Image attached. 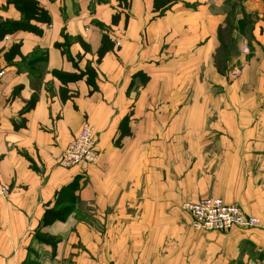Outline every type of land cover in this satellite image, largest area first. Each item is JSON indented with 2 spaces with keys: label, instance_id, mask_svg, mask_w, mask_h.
<instances>
[{
  "label": "crops",
  "instance_id": "1",
  "mask_svg": "<svg viewBox=\"0 0 264 264\" xmlns=\"http://www.w3.org/2000/svg\"><path fill=\"white\" fill-rule=\"evenodd\" d=\"M0 70V264H264V0H0ZM209 196L261 227L195 229Z\"/></svg>",
  "mask_w": 264,
  "mask_h": 264
},
{
  "label": "built area",
  "instance_id": "2",
  "mask_svg": "<svg viewBox=\"0 0 264 264\" xmlns=\"http://www.w3.org/2000/svg\"><path fill=\"white\" fill-rule=\"evenodd\" d=\"M249 47L244 46V51ZM240 68L233 71L238 76ZM4 71L0 70V79ZM98 159L97 140L94 128L86 123L80 132L68 145L60 158V165L66 168L87 166L94 164ZM8 188L0 184V197L6 196ZM192 218V226L204 231H228L233 227L259 228L262 225L260 218L247 214L240 206L228 204L219 197L209 196L196 201L182 204Z\"/></svg>",
  "mask_w": 264,
  "mask_h": 264
},
{
  "label": "trees",
  "instance_id": "3",
  "mask_svg": "<svg viewBox=\"0 0 264 264\" xmlns=\"http://www.w3.org/2000/svg\"><path fill=\"white\" fill-rule=\"evenodd\" d=\"M28 11H30V14H36L38 12H41L42 16H45L46 13L42 9H38L33 3L30 2V4L25 3V11L24 14L25 16L28 15ZM23 27H27L28 25H22ZM72 208L70 206H61L58 209H50L47 210L44 214L43 217V224L44 225H49L50 223L60 220V221H65L69 214L71 213ZM46 242H50L48 240H45Z\"/></svg>",
  "mask_w": 264,
  "mask_h": 264
},
{
  "label": "rangeland",
  "instance_id": "4",
  "mask_svg": "<svg viewBox=\"0 0 264 264\" xmlns=\"http://www.w3.org/2000/svg\"><path fill=\"white\" fill-rule=\"evenodd\" d=\"M99 228H102V225H99Z\"/></svg>",
  "mask_w": 264,
  "mask_h": 264
}]
</instances>
